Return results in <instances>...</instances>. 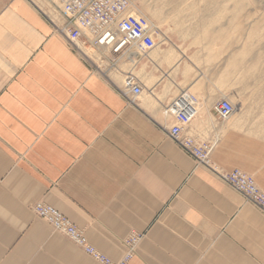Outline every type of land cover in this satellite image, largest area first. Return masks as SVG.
Returning a JSON list of instances; mask_svg holds the SVG:
<instances>
[{"label":"crops","instance_id":"0c3cea01","mask_svg":"<svg viewBox=\"0 0 264 264\" xmlns=\"http://www.w3.org/2000/svg\"><path fill=\"white\" fill-rule=\"evenodd\" d=\"M154 30L133 99L129 64L70 42L48 0H0V264H99L37 202L113 262L134 237L130 264H264V214L219 177L240 170L264 192V82L253 85L235 40L228 77L210 59L229 57L226 40ZM182 91L199 102L187 134L218 139L211 168L167 135L162 108ZM231 95L220 122L213 106Z\"/></svg>","mask_w":264,"mask_h":264},{"label":"built area","instance_id":"2783aa9c","mask_svg":"<svg viewBox=\"0 0 264 264\" xmlns=\"http://www.w3.org/2000/svg\"><path fill=\"white\" fill-rule=\"evenodd\" d=\"M59 12L63 31L74 44H85L108 52L115 60H125L129 69L124 72L123 94L137 98L143 92L134 69L139 57L155 47V30L135 22L129 15L130 0H48ZM197 98L182 91L168 105L162 108L164 117H172L175 124L167 131L168 137L181 150L191 156L197 164L211 168V153L218 143L217 138L200 140L187 134V127L197 116ZM213 112L220 122L227 121L234 113L232 102L223 96L213 106ZM220 179L242 194L259 210L264 211V192L254 179L240 171L232 170L219 175ZM34 214L48 223L52 229L79 247L86 255L100 264H130L134 244L117 263L96 252L88 245L82 232L51 206L42 202L33 205Z\"/></svg>","mask_w":264,"mask_h":264},{"label":"rangeland","instance_id":"374dc122","mask_svg":"<svg viewBox=\"0 0 264 264\" xmlns=\"http://www.w3.org/2000/svg\"><path fill=\"white\" fill-rule=\"evenodd\" d=\"M130 1L129 15L146 28L156 26L167 34L195 33L204 38L226 40L220 49L229 57L210 59L220 63L228 77L233 75L235 40L243 60L246 59L243 69L253 72V85L264 82V0Z\"/></svg>","mask_w":264,"mask_h":264},{"label":"bare ground","instance_id":"6f19581e","mask_svg":"<svg viewBox=\"0 0 264 264\" xmlns=\"http://www.w3.org/2000/svg\"><path fill=\"white\" fill-rule=\"evenodd\" d=\"M235 110V109H234ZM216 148V147H215ZM215 150V149H214ZM213 150V151H214ZM213 153V152H212ZM212 153H211V155H212ZM49 206V205H48ZM263 214H264V211H262V210H260ZM80 230V229H79ZM81 232H82V234H83V237L85 238V235H84V232L82 231V230H80ZM86 239V238H85ZM86 242H87V239H86ZM129 242H132L134 245L136 244V242H137V239L136 238H134V237H131V238H129L127 241H125V245L127 246V249H128V251H129V249L131 248V245H129L128 243ZM88 243V242H87ZM75 245V244H74ZM88 245L89 246H91L89 243H88ZM76 246V245H75ZM78 247V246H77ZM92 247V246H91ZM79 248V247H78ZM93 248V247H92ZM94 250H95V248H93ZM96 252H98L97 250H95ZM127 251V252H128ZM99 253V252H98ZM100 254V253H99ZM127 254V253H126ZM125 254V255H126ZM132 258H133V256H132ZM109 259V258H108ZM110 260V259H109ZM110 262H113L112 260H110ZM119 262V261H118ZM113 263H117V262H113ZM100 264V263H99Z\"/></svg>","mask_w":264,"mask_h":264}]
</instances>
